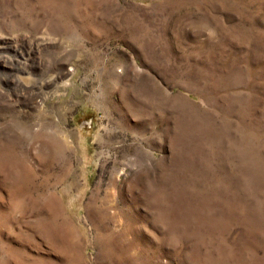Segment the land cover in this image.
I'll use <instances>...</instances> for the list:
<instances>
[{"label":"rangeland","instance_id":"1","mask_svg":"<svg viewBox=\"0 0 264 264\" xmlns=\"http://www.w3.org/2000/svg\"><path fill=\"white\" fill-rule=\"evenodd\" d=\"M12 40L67 73L0 81V264H264V0H0Z\"/></svg>","mask_w":264,"mask_h":264},{"label":"bare ground","instance_id":"2","mask_svg":"<svg viewBox=\"0 0 264 264\" xmlns=\"http://www.w3.org/2000/svg\"><path fill=\"white\" fill-rule=\"evenodd\" d=\"M44 43H34L35 48L26 46L24 42L12 40L0 45V66L5 68L1 71L0 81L11 83V87H4L9 95H14L20 102H28L36 97L47 96L58 90L59 80L64 78L66 70H56L52 65H46L39 57V50ZM13 51V52H12ZM52 66V67H51ZM31 67L40 68L39 72L31 77Z\"/></svg>","mask_w":264,"mask_h":264}]
</instances>
